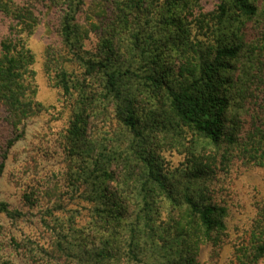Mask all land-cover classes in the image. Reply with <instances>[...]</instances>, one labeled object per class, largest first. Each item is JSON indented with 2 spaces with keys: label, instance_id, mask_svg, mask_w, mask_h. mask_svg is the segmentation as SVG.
I'll return each instance as SVG.
<instances>
[{
  "label": "trees",
  "instance_id": "1",
  "mask_svg": "<svg viewBox=\"0 0 264 264\" xmlns=\"http://www.w3.org/2000/svg\"><path fill=\"white\" fill-rule=\"evenodd\" d=\"M194 1L199 0H170L168 21L178 30L183 28L174 11ZM218 1L217 47L212 53L195 49L185 62H178L170 53L180 57L184 50L186 57L189 39H179L171 31L159 40L142 43L136 56L122 54L114 38L103 36L97 53L88 51L89 29L78 21L84 1L51 0L60 10V34L68 52L65 59L77 62L85 76L84 80L73 76L62 66L63 60L52 53L53 60L57 58L58 87L73 107L65 134V151L73 165L72 186L84 188V198L94 208L93 230L102 233L101 237L93 236L99 237L102 248H91L90 240L80 236L79 229H71L69 222L55 221L59 229L69 226L58 234L56 248L73 264H109L116 257L110 250L118 246L125 264H201L202 245L209 244L217 251L224 244L228 210L209 200V173L197 165L175 175L163 173L151 149L154 134H178L186 127L213 145L226 143L230 152H239L246 165L264 168V41L249 51L248 72L236 78V63L245 48L244 28L257 15L261 0ZM0 15L11 20L9 36L0 44V102L7 120L18 130L40 107L31 82L35 55L25 38V34L33 33L37 21L33 11L13 0H0ZM169 59L174 65L168 64ZM93 79L98 80L97 88L91 85ZM234 94L239 104L251 96L250 102H255L251 105L250 130L241 143L238 133L242 126H228ZM109 108L130 135L132 153L144 166L142 178L136 177L135 195L112 187L123 175L128 180L122 182L129 184L133 178L131 160L122 159L121 146L102 136L94 137L91 130L93 118L107 114ZM20 138L18 135L11 144ZM7 155L6 151L4 161ZM4 168L5 162L0 173ZM177 178L184 184L181 195L172 185ZM23 201L26 206L36 204L26 194ZM162 204L179 210L180 215L163 220L159 213ZM19 209L0 201V213L11 220L24 216ZM48 211L46 217L52 215V210ZM43 224L48 226L46 221ZM263 259L264 203L258 208L247 241L237 247L232 264H259Z\"/></svg>",
  "mask_w": 264,
  "mask_h": 264
},
{
  "label": "rangeland",
  "instance_id": "2",
  "mask_svg": "<svg viewBox=\"0 0 264 264\" xmlns=\"http://www.w3.org/2000/svg\"><path fill=\"white\" fill-rule=\"evenodd\" d=\"M83 1L78 21L89 29L86 50L93 53H97L103 36L114 38L122 54L136 56L142 43L146 45L150 40H159L160 36L170 31L179 39H189V47L193 49L186 48V57L183 56L184 50L180 57L170 53L178 62H185L195 49L212 53L217 47L215 16L219 11L218 0H199L177 8L174 12L183 28L181 31L174 26V22L168 21L170 0ZM13 2L35 13L37 26L31 35L25 34V38L35 55L32 66L35 76L31 82L40 107L37 114L16 130L7 120V111L0 102V166L5 162L4 171L0 173V201L15 204L24 214L19 220H11L0 213V264H73L56 248L58 234L66 232L65 227L69 226L59 229L55 221L59 219L71 223V229H79L80 236L90 240L91 248H102L98 239L102 233L93 230L94 208L84 198V188L72 186L70 172L73 165L65 151V134L73 107L72 101L64 97L58 87L54 62L57 58L53 60L52 53L63 60L62 66L76 78L84 80V70L77 62L65 59L68 52L60 34V10L52 5L51 0ZM10 25L11 20L0 15V44L9 36ZM243 37L245 48L236 63V78L248 72L249 51L264 41V0L258 3L257 15L247 21ZM168 64L171 66L174 62L169 59ZM93 80L91 85L96 87L98 80ZM251 97L245 104H239L235 94L232 97L228 126H242L241 133H238L239 143L250 130L251 105L255 103L250 102ZM106 113L93 118L92 133L94 137L102 136L111 144L122 147V159L129 158L133 163L130 164L133 178H129V184L124 185L122 180L128 179L123 175L112 187L113 190L122 187L120 189L135 195L136 177L142 178L144 166L132 153L131 137L120 125L114 109L109 108ZM18 135L21 138L12 145ZM153 137L151 149L156 153L163 173L175 175L195 165L209 173V200L227 208V231L219 250L215 251L209 244L201 246L199 261L201 264H232L237 247L247 241L258 208L264 203V168L246 165L239 152H230L226 143L213 145L186 127L180 128L178 134L159 132ZM6 151L8 155L4 161ZM174 181L172 185L178 187L177 194L181 195L183 180L177 178ZM25 194L31 197L32 202L36 201L34 206L24 204ZM49 209L52 215L46 217ZM179 212L167 204H162L159 209L163 220L178 217ZM43 221L47 222V227H44ZM94 235L99 237L93 238ZM120 247L110 250L116 257L109 264H125L119 257ZM259 264H264V259Z\"/></svg>",
  "mask_w": 264,
  "mask_h": 264
}]
</instances>
